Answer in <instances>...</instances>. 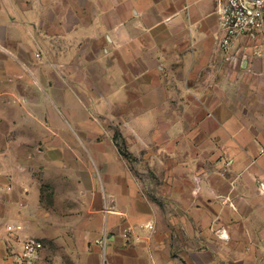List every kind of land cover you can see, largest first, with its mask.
<instances>
[{
    "label": "crops",
    "instance_id": "1",
    "mask_svg": "<svg viewBox=\"0 0 264 264\" xmlns=\"http://www.w3.org/2000/svg\"><path fill=\"white\" fill-rule=\"evenodd\" d=\"M218 4L0 0V264L29 238L43 241L42 264H264V38L227 62ZM128 45L133 76L162 77L140 123L162 141L147 148L165 174L152 196L115 135L76 116L91 49L121 85ZM119 121L140 138L138 117Z\"/></svg>",
    "mask_w": 264,
    "mask_h": 264
},
{
    "label": "rangeland",
    "instance_id": "2",
    "mask_svg": "<svg viewBox=\"0 0 264 264\" xmlns=\"http://www.w3.org/2000/svg\"><path fill=\"white\" fill-rule=\"evenodd\" d=\"M52 34L50 31H48ZM46 36V32L45 35ZM49 36V35H48ZM50 38V36H49ZM32 43V42H31ZM33 49V53L35 58L40 59L42 51ZM94 50H97L95 47L91 49V53L89 54L91 57L88 58L90 62L88 63V71L90 70L91 73L89 78L86 80L85 83L81 78L78 80H82V87L79 89L80 99L83 101L84 107H88L84 111L76 112V116L80 119L90 118L91 121L98 123V127L101 130V133H107L115 135V145L119 150L122 158L124 159L127 168L132 172L133 176L139 181V183L144 188V194L147 195H154L156 190L161 192V187L163 184V178L165 176L162 173V164H161V157H155L154 161H148V152L147 148L148 145L152 148L151 150L158 151L161 149L162 141L157 140V135L159 127L157 126L156 133H154L155 140L147 142L151 140L143 136L145 134L146 126H141L140 123H145L146 118H148V111L146 108V99L149 97V94L146 93L148 91L147 84L148 82L154 83V86H161L162 77L160 74L155 73V71H150L151 77L149 79H140L132 75L131 70V48L126 46L124 48V72L122 73V84L119 85V81H116V75L113 70H107L105 72V68L102 65L99 66L98 62H94V58L92 57L94 54ZM128 59V61H126ZM112 60H108L107 63L111 64ZM138 67H135V70H138ZM138 71H135V73ZM144 80V81H143ZM142 81V82H141ZM117 88L116 93L114 90ZM160 89V88H159ZM83 93V94H82ZM100 94V98H98ZM77 96V95H76ZM105 98V103L101 104ZM163 95L160 92L156 94V101H162ZM100 100L102 102H100ZM85 102V103H84ZM75 106V105H74ZM133 107V108H131ZM154 113L158 115V117L163 116L162 110H155ZM138 117V132L140 133L139 136L146 142H141L140 138L138 139L135 137V133H132L133 127L129 126L126 123H122L123 121H119L124 119V122L130 123L134 118ZM109 121L111 123L109 124ZM134 123V122H133ZM102 124V125H100ZM92 128L95 125H91ZM100 133V132H99ZM122 135L124 141H121L119 135ZM134 136L133 144H138V147L134 153L131 152V142L130 136ZM128 138V139H127ZM123 140V139H122ZM127 140V141H126ZM149 185V188L147 187ZM2 195V194H0ZM13 225L10 222L6 224V228L12 227ZM8 231V230H7Z\"/></svg>",
    "mask_w": 264,
    "mask_h": 264
},
{
    "label": "built area",
    "instance_id": "3",
    "mask_svg": "<svg viewBox=\"0 0 264 264\" xmlns=\"http://www.w3.org/2000/svg\"><path fill=\"white\" fill-rule=\"evenodd\" d=\"M218 32L216 41L224 59L238 63L246 58L248 43H256L264 38V0H218ZM255 54H259L256 50ZM13 227H8L12 230ZM20 228L19 226L17 227ZM143 228L152 230L154 225L146 223ZM131 234L130 227L123 229V236ZM97 243L105 244V237ZM44 243L40 239L29 238L22 242L15 254V264H42Z\"/></svg>",
    "mask_w": 264,
    "mask_h": 264
}]
</instances>
